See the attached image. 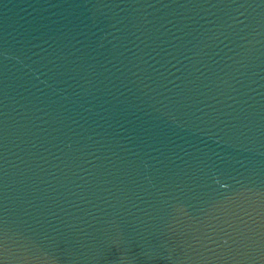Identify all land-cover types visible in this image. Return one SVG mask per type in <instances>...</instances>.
Wrapping results in <instances>:
<instances>
[{
	"label": "water",
	"instance_id": "water-1",
	"mask_svg": "<svg viewBox=\"0 0 264 264\" xmlns=\"http://www.w3.org/2000/svg\"><path fill=\"white\" fill-rule=\"evenodd\" d=\"M0 264H264V0H0Z\"/></svg>",
	"mask_w": 264,
	"mask_h": 264
}]
</instances>
